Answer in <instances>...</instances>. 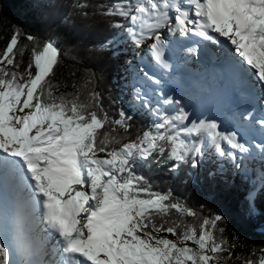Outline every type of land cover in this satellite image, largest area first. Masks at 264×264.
Masks as SVG:
<instances>
[{"label":"snow or ice","instance_id":"obj_1","mask_svg":"<svg viewBox=\"0 0 264 264\" xmlns=\"http://www.w3.org/2000/svg\"><path fill=\"white\" fill-rule=\"evenodd\" d=\"M75 7L83 17L90 15L87 0ZM92 14L115 29L108 40L113 48L130 43L140 59L147 55L168 68L167 37L192 35L221 45L238 71L264 86V0H101ZM20 35L14 32L0 52V187L11 191L14 207L10 217L0 216V264H226L232 259L235 245L217 236L224 231L218 228L220 215L205 216L198 225L185 223L183 217L198 214L170 191L154 190L141 169L196 167L209 150L240 169V154L249 147L237 133L222 131L216 120L192 119L185 107H167L180 104L168 97L152 110L150 126L132 138V116L120 111L119 119H110L94 89L85 99L76 85L75 92L56 94L59 85L51 78L62 55L56 40L33 47L20 71ZM26 39L36 41L33 35ZM142 78L159 83L146 71ZM134 92L149 108L147 94L135 86ZM258 123L264 126V119ZM260 180L264 189V175ZM249 196L251 211L256 197ZM173 210L179 219H169ZM260 251L243 264H264Z\"/></svg>","mask_w":264,"mask_h":264},{"label":"trees","instance_id":"obj_2","mask_svg":"<svg viewBox=\"0 0 264 264\" xmlns=\"http://www.w3.org/2000/svg\"><path fill=\"white\" fill-rule=\"evenodd\" d=\"M78 2L84 0H0V52L13 33L19 31L18 49H24V54L20 57L18 53L17 59L22 61L20 71H23L33 47L42 46L49 38L56 40L62 52L51 78L59 85L56 94L75 92L72 86L76 85L81 90V99H85L94 89L101 94L110 119H119L120 111L132 116L128 135L134 138L150 126L155 119L152 110L164 98L153 95L149 108L135 99L134 86L142 89L144 83L131 57L133 47L130 43H121L117 48L108 45L115 29L107 19L92 14L101 0H87L91 5L88 17H83L82 10L75 7ZM26 35L35 36L36 41H28ZM242 113L245 112L240 107L230 108L221 125L222 131H235L240 142L249 147V153L240 154V169L231 162H222L214 150H209L202 159L197 158L196 167L184 164L173 170L170 165H152L150 169H141L154 190L170 191L175 200L198 214L183 217L185 223L198 225L205 216L222 217L218 228L224 231L217 232V236L235 245L233 258L226 264H243L246 258L255 260L264 249V189L260 180L264 160ZM249 193L256 197L251 211ZM179 218L180 214L174 210L169 217ZM169 238L174 239L170 235Z\"/></svg>","mask_w":264,"mask_h":264},{"label":"bare ground","instance_id":"obj_3","mask_svg":"<svg viewBox=\"0 0 264 264\" xmlns=\"http://www.w3.org/2000/svg\"><path fill=\"white\" fill-rule=\"evenodd\" d=\"M178 38H182L179 34L176 35ZM196 38H194L195 40ZM188 44H191V41L184 43L182 46L185 48ZM170 46L167 45L165 49V58L168 56V52H170ZM192 49V51H189ZM194 49L192 46H188L185 51V55L188 56L189 59V66L195 69L196 64L197 68H199L198 63L193 62V58L195 54H193ZM195 59V58H194ZM184 61V60H183ZM175 64L179 67L181 61H176ZM214 75L210 78L211 80L202 81L201 79L197 78L194 81H189L188 83L191 84L193 88H201L200 93H198V97L193 96L194 91H186L181 92V97L185 99H189V104L191 107V118L192 119H208L211 115L214 116L215 120L219 122L222 119L224 111L226 109V104L228 102H232L235 99V95L230 92V87L226 85V74L219 73L217 71L213 72ZM238 78H243V81L237 80L235 83V87L240 88L243 92H245L248 96L249 101L255 102L256 106L258 107L255 111L259 108H264V86L258 85L259 83L256 81L254 77L249 76L246 73H242L239 71ZM166 79V82H171L172 78L179 77L176 75L175 72L170 73L168 76H163ZM257 82L259 89H257L254 84ZM211 85V87L209 86ZM229 88V89H228ZM234 87H232L233 89ZM238 92V91H237ZM240 94L238 93L237 98ZM189 106V105H188ZM190 106L187 108L189 111ZM8 206L14 211L13 202H12V193L10 194V200L8 201ZM54 240V239H53ZM52 243V242H51Z\"/></svg>","mask_w":264,"mask_h":264},{"label":"rangeland","instance_id":"obj_4","mask_svg":"<svg viewBox=\"0 0 264 264\" xmlns=\"http://www.w3.org/2000/svg\"><path fill=\"white\" fill-rule=\"evenodd\" d=\"M133 51H134V54L131 57L133 59V62L135 63V66H136L137 70L139 71V74H140L139 76L143 77V72L146 71V72L149 73V75L154 76L156 80L162 81L164 77H162L160 75V73L161 74L164 73V69L161 68L159 65H157L154 61L150 60V58L147 55H145L143 59H140L139 56H137V52H139V50H133ZM149 64H152V66H151L152 70H149L150 69V66L148 67ZM142 81L144 83V89H146V90H147V87H148L147 85L156 84V83H153L151 81H146L143 78H142ZM206 82L208 83V81H206ZM164 84L166 86L164 88H162V91L160 92V94H162V96H164L165 98L171 97L172 100L177 101L176 96H174V95L171 96V92H170V90L168 88V83L164 82ZM258 85H260V84H258ZM258 85H257V82L254 84V86L257 89H259ZM201 88H194L195 91L193 92V96L198 97V93L201 92L200 91ZM196 90L198 92H196ZM188 100H185L184 102L180 101L179 105H175V106L171 105V108L172 107H185V109H186L187 106H188V103H187ZM252 104H255V102H252ZM257 107H258V105L256 106V108ZM255 109H254V113H251L248 109H246V114L242 113V115L244 117V121L249 123V125L251 127L252 135L254 134V137L256 139L257 144L258 145H264V126H261L258 123L259 120L263 119L262 118V112H264V108H263V110H262V108H259L256 111H255ZM252 138H253V136H252ZM258 148L260 149V147H258ZM102 155L103 154H101V156ZM262 156L264 157V150H262ZM51 242L54 243L55 240H52Z\"/></svg>","mask_w":264,"mask_h":264}]
</instances>
